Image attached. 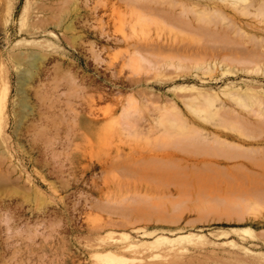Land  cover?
<instances>
[{
	"label": "rangeland",
	"instance_id": "rangeland-1",
	"mask_svg": "<svg viewBox=\"0 0 264 264\" xmlns=\"http://www.w3.org/2000/svg\"><path fill=\"white\" fill-rule=\"evenodd\" d=\"M0 93V264H264V0H0Z\"/></svg>",
	"mask_w": 264,
	"mask_h": 264
},
{
	"label": "bare ground",
	"instance_id": "bare-ground-1",
	"mask_svg": "<svg viewBox=\"0 0 264 264\" xmlns=\"http://www.w3.org/2000/svg\"><path fill=\"white\" fill-rule=\"evenodd\" d=\"M187 20V21H186ZM182 21L187 27H193L194 21L191 18H187ZM197 30H204V28L201 25H197ZM211 34L210 32H208ZM4 99L5 94L0 93V111L4 109ZM197 145L202 146L203 144L206 145V142L203 143V141H197ZM182 163H184L187 168L190 169V175L192 177V188L194 190L199 191L200 189H204L206 187V183L198 176L197 172L195 171V168H197L200 165H205L206 161L204 160H190V159H181ZM218 164V163H216ZM195 208V207H194Z\"/></svg>",
	"mask_w": 264,
	"mask_h": 264
}]
</instances>
